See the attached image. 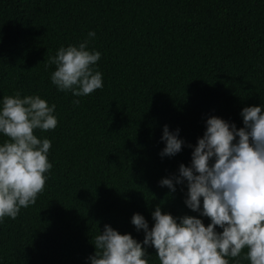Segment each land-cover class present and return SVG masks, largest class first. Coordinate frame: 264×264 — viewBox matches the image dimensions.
Wrapping results in <instances>:
<instances>
[{"label": "trees", "instance_id": "obj_1", "mask_svg": "<svg viewBox=\"0 0 264 264\" xmlns=\"http://www.w3.org/2000/svg\"><path fill=\"white\" fill-rule=\"evenodd\" d=\"M90 30L103 87L74 97L48 61ZM16 92L55 104L57 124L34 130L52 168L35 203L0 222V264H89L105 224L142 241L130 218L151 228L156 206L207 226L183 202L186 182L158 181L190 164L209 116L240 128L243 107L264 106V0H0V98ZM164 125L185 142L174 156L159 155Z\"/></svg>", "mask_w": 264, "mask_h": 264}, {"label": "clouds", "instance_id": "obj_2", "mask_svg": "<svg viewBox=\"0 0 264 264\" xmlns=\"http://www.w3.org/2000/svg\"><path fill=\"white\" fill-rule=\"evenodd\" d=\"M94 31L78 44L61 45L49 64L51 84L74 97L87 96L103 87L96 69L101 53L89 49ZM74 105L79 99L72 101ZM55 104L38 94L19 92L0 98V222L15 219L20 209L34 204L44 189L52 164L48 160L51 141L34 130L55 128ZM264 106H246L240 111L243 127L237 128L217 116L205 121L202 137L191 151L188 166L181 163L178 174L158 181L170 192L186 182L185 206L207 217V226L197 216L174 217L156 206L153 224L134 213L130 222L142 241L121 234L105 224L92 238L94 253L89 264H149L146 248L155 249L159 264H264ZM179 129H162L164 147L159 155L174 156L185 143ZM217 228L221 229L217 231ZM242 250H246L243 251Z\"/></svg>", "mask_w": 264, "mask_h": 264}]
</instances>
